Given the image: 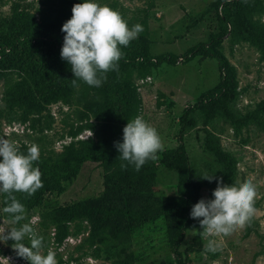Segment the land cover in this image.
<instances>
[{
	"label": "rangeland",
	"instance_id": "rangeland-1",
	"mask_svg": "<svg viewBox=\"0 0 264 264\" xmlns=\"http://www.w3.org/2000/svg\"><path fill=\"white\" fill-rule=\"evenodd\" d=\"M213 1L95 0L118 11L129 27L140 24L146 28L152 57L146 62L138 58L128 62L116 77L131 83L138 99L130 120L142 116L155 127L163 151L176 147L182 138L199 185V200L213 199L221 178L225 185L246 180L257 185V212L250 226L214 237L219 243L215 253L205 251L207 241L202 236L193 242L195 228L191 226L179 245L180 260L183 264H264V0H243L240 14L230 16L227 31L214 42L234 68L233 90L216 103L187 112L188 122L183 126L179 122L183 110L218 82V63L204 55L178 57L172 63L156 61V56L166 53L180 56L188 47L205 42L210 32L221 30L220 8L211 7ZM71 16L72 8L59 0H0V40L4 33L35 25L61 31ZM4 52H0V138L16 143L25 153L30 144L38 145L40 158L34 166L52 184L39 196L14 193L26 209V219L20 223H32L44 238L43 251H55L58 264H178L169 243L167 218L160 213L163 199L176 194L178 174L161 163L162 151L153 161L155 177L143 190L105 189V176L112 169L120 171L113 161L107 168L100 160L85 159L74 173L62 176L73 148L104 151L119 138L124 124L116 123L111 131L105 126L106 113L99 105L108 101L83 81H77L79 87L63 83L46 98L37 95L50 84L43 81L47 76L42 73L44 63L10 55L8 49ZM62 60L54 54L47 63L55 68L51 79L71 71ZM35 77H39L37 84ZM214 148L228 155L231 182ZM206 176L214 178L209 181ZM99 198L120 208L145 210L151 217L132 222L124 235H109V242L100 243L92 235L94 215L65 212L74 202ZM5 206V194L0 193V226L19 227L3 212ZM24 243L29 244L27 238ZM12 244V240L0 241V264H29Z\"/></svg>",
	"mask_w": 264,
	"mask_h": 264
},
{
	"label": "trees",
	"instance_id": "trees-1",
	"mask_svg": "<svg viewBox=\"0 0 264 264\" xmlns=\"http://www.w3.org/2000/svg\"><path fill=\"white\" fill-rule=\"evenodd\" d=\"M242 1L243 0H230V2H227V0H214L211 7L220 8L218 14L220 31L210 32L205 42H199L188 47L180 56L169 53L156 56L157 62L166 60L172 63L175 62L178 57L187 59L195 55H204L215 58L216 63H218L220 69V78L218 82L212 86L211 89L203 92L193 104L188 105L187 108L183 110L179 120L180 126L188 122V120L185 121L187 112L208 105L209 103L212 104V102L216 103L221 97L231 93L234 88V68L227 61L226 57L214 47V42L227 31L230 16L240 14ZM82 2L83 0H59L60 4L69 5L71 8L74 4ZM40 27V25H35L28 27L24 31L2 34L0 52H2L1 55H3L5 53L4 51L8 49L10 55L14 54L27 60L39 59L41 63H44L42 73L43 76L46 74L47 76L43 81L47 80L50 84H46L42 89L38 90L37 95L46 98L57 86L63 83H65V85L70 83L72 79L70 80L69 78L73 73L69 70L63 71L53 79L50 78L55 68L47 65V63L50 61L52 62L54 54L60 55L65 33L56 31L53 28L45 30ZM144 30L146 31L145 27ZM144 30L139 33L138 38L132 40L127 47L120 46L123 56L119 61V69H125L128 62L136 58L141 62H146L152 57L147 50L148 39L144 34ZM116 73V71L108 72L106 82L100 87H94V90L103 93L105 99L108 101L99 106L100 108L104 107L100 109L106 113L102 121L105 122V126L110 131L115 127L116 123L120 125L124 124L125 127L138 103L132 84L119 81L116 77ZM36 79H39V77H35L34 79V83L37 84L39 80ZM123 128L120 131L119 138L111 144V147L104 151L93 150L82 152L73 148L70 158L64 162L65 165L63 169H65L66 172L65 175L63 174L62 176L67 177L74 173L79 165V161L85 159L100 160L106 164L105 166L107 168L111 166L108 162L113 161L116 167L120 168V171L117 172L112 169L108 175L105 176V189L123 191L137 189L139 191L147 188L152 182L153 177H155L154 163L152 160L146 162L139 171H136L133 165H128L127 168L121 169V164L127 162L119 158L120 153L115 147V143L123 142ZM214 149L218 154L220 163L224 165V174L227 180L231 182V165L228 155L218 148ZM161 155V163L175 169L178 174L176 194L163 199L160 213L164 214L167 218L169 243L173 248L176 260L178 264H183L180 260L181 254L179 245L185 230L191 226L194 227L195 235L193 236V242H198L201 239L199 220H194L190 216L192 206L199 201V185L191 172L188 154L180 136L177 146L162 151ZM42 182L44 187L35 193L36 196H39L44 188L52 187L51 183H48L45 179L43 180V177ZM65 212L70 215L75 212H79L83 215H94L95 221L93 223L92 235L103 244L109 242V235H112L114 238L119 235H124L126 227L132 222H140L151 217L145 210L137 212L131 209L120 208L106 202L102 198L90 202H74L66 207Z\"/></svg>",
	"mask_w": 264,
	"mask_h": 264
},
{
	"label": "clouds",
	"instance_id": "clouds-1",
	"mask_svg": "<svg viewBox=\"0 0 264 264\" xmlns=\"http://www.w3.org/2000/svg\"><path fill=\"white\" fill-rule=\"evenodd\" d=\"M230 2V0H227ZM247 2V0H245ZM65 33L61 48V59L68 62L74 79L91 87H100L107 80V73L119 71V61L123 53L120 46L127 47L143 31L140 24L129 27L122 15L95 0H83L72 7V16L62 26ZM121 168L133 165L136 171L149 160L158 159L163 151V142L158 130L142 116L127 121L123 128V142H116ZM0 193L5 194L3 212L12 217L19 227L5 229L0 226V241L12 240L16 254L29 264H58L56 252L48 248L43 251L44 238L35 231L32 223H23L26 209L14 193L34 195L43 187L42 173L34 162L40 158L39 147L35 143L22 152L20 147L5 138H0ZM213 176L204 179L211 181ZM257 185L252 180L225 185L222 178L217 180L213 199H200L192 206L190 216L199 220L201 236L207 241L205 251L215 253L219 243L214 237L229 236L237 229L250 226L257 209ZM25 238L29 241L26 246Z\"/></svg>",
	"mask_w": 264,
	"mask_h": 264
}]
</instances>
